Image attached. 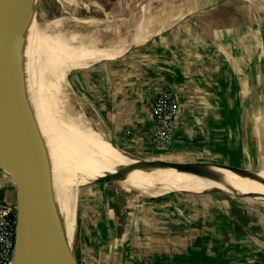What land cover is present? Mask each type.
<instances>
[{"label": "crops", "instance_id": "crops-1", "mask_svg": "<svg viewBox=\"0 0 264 264\" xmlns=\"http://www.w3.org/2000/svg\"><path fill=\"white\" fill-rule=\"evenodd\" d=\"M143 1L141 13L173 3L172 24L71 70L93 124L136 158L264 170V0ZM163 91L180 106L169 149L152 142V105ZM107 185L82 187L81 264H264L261 211L234 204L228 214L185 191L145 193L139 209L122 213ZM1 205L17 207V188L0 168Z\"/></svg>", "mask_w": 264, "mask_h": 264}, {"label": "bare ground", "instance_id": "bare-ground-1", "mask_svg": "<svg viewBox=\"0 0 264 264\" xmlns=\"http://www.w3.org/2000/svg\"><path fill=\"white\" fill-rule=\"evenodd\" d=\"M34 1L20 0V18L24 21H17L23 41L27 90L32 113L45 143L58 220L60 226L72 234L76 212L80 208L77 161L81 155L90 158L92 152L94 163L107 175L116 170L130 172L122 180V184L134 191L149 193L153 198L169 192L176 181L189 176L176 175L147 164L132 163L122 157L73 104L68 83L69 65L76 60L113 54L126 50L129 46L145 43L155 31L164 30L172 24L174 18L171 14L175 8L173 3H169L162 12L153 15L145 6L144 13L122 22L121 28L109 26L108 22L100 23L93 18H88L87 21L82 19L77 23H64L61 19L52 23V20L50 24L40 26L32 18ZM130 35L134 36V41L128 39ZM119 38L123 43L119 42ZM192 168L196 173L224 178L231 185H243L247 194H230L231 197L247 208L261 211L264 216V182L245 180L243 176L232 173V170L214 165L195 164ZM147 184V189L139 187ZM177 187L178 184L173 188ZM64 206H69L66 212Z\"/></svg>", "mask_w": 264, "mask_h": 264}, {"label": "water", "instance_id": "water-1", "mask_svg": "<svg viewBox=\"0 0 264 264\" xmlns=\"http://www.w3.org/2000/svg\"><path fill=\"white\" fill-rule=\"evenodd\" d=\"M21 13L20 0H0V168L9 174L17 188L13 264H81L58 220L45 143L29 101L23 41L17 25ZM110 144L132 163L151 165L176 175L198 174L192 165L205 164L144 160L128 154L113 142ZM225 168L236 171L251 182L264 180V170ZM130 174L116 170L107 176L123 180ZM199 176L206 178L208 174L199 173ZM217 191L238 196L247 194L245 187L238 184L219 185L193 193ZM82 226L83 219L78 215L74 231L75 248L81 240Z\"/></svg>", "mask_w": 264, "mask_h": 264}, {"label": "rangeland", "instance_id": "rangeland-1", "mask_svg": "<svg viewBox=\"0 0 264 264\" xmlns=\"http://www.w3.org/2000/svg\"><path fill=\"white\" fill-rule=\"evenodd\" d=\"M143 2L145 1L143 0H67V1L35 0L33 2L34 11H33L32 18L35 24H38L40 26H46L48 25V23L49 24L51 23L50 21L54 20L52 21V23H54L55 21L59 19L63 20L64 23H77V21H82V19L83 20L85 19L84 21H87L88 18H91V19L93 18L96 20L98 19L100 23L102 22L107 23L109 18L113 16V18L116 19V23H108V25L109 26L115 25L118 28H121L120 26H123L122 22H124V19L127 16H130V15L135 16L137 14H140V15L142 14L140 12V9L144 5ZM147 9L153 15L160 13L164 10V8L162 9L159 8L160 9L159 10L157 8H153V6L152 7L148 6ZM156 10H159V12ZM19 19L23 20L21 18ZM73 19H76V20H73ZM118 40H121V38H119ZM86 58H94V57H86ZM86 58H80L78 59L77 63H72L71 66L69 65L70 72L74 68L85 65L87 63ZM73 72L74 70L68 75V83H69L70 92L72 91L71 96H72L73 104L76 106L77 109H79L83 113L87 122L97 131L103 134V136L109 142H111L109 137H107V135L102 130H100L99 127L93 124V122L91 121V118L87 115L88 111L84 107H82L81 105L82 101L78 98L76 89L74 86V82H73L74 79L72 77ZM165 159L169 160L166 157ZM77 164H78L77 169H78V179H79L77 183V187H78L77 194L79 198V204L81 202L82 187L89 182H101V181L106 182L108 184L107 186L113 192L114 199L116 200L117 206L121 210L122 213H124V211L128 212L131 209L132 210L139 209L140 200H145L147 198H150L143 193L134 191L124 186L122 184V179L107 176V174L99 166H97L94 163L92 152H91L90 158L84 155H81V157L78 158ZM77 169L73 173V180L75 178ZM102 176L103 178H97V177H102ZM219 185L220 183L211 181L210 176H207L206 178H201L198 173V174L186 176L185 178L179 180L178 187H177L178 189L177 188L170 189L169 192H164L161 194V196L166 195L171 192L186 193L185 191H188L192 195L196 194L198 196L200 195L203 198L208 197L209 199L211 198L213 201H218L223 206V208L226 210L228 214L230 213V209L232 206H234V204L239 205V206L241 205L247 208L246 205L234 200L231 197L232 195L227 194L225 192L217 191V192H210V193H193V192H199L206 188L216 187ZM151 197L153 198V196ZM68 208L69 206H64V211L66 212ZM249 211L253 212L250 208H249ZM78 215H80V208H78L76 212V217H75L73 227H72L73 233L71 234L67 232L69 236L70 244L74 251L76 250V248L74 247V231L76 228L75 224H76V218Z\"/></svg>", "mask_w": 264, "mask_h": 264}, {"label": "built area", "instance_id": "built-area-1", "mask_svg": "<svg viewBox=\"0 0 264 264\" xmlns=\"http://www.w3.org/2000/svg\"><path fill=\"white\" fill-rule=\"evenodd\" d=\"M180 106L175 95L163 91L155 96L152 105V142L160 149L174 144L175 127ZM17 233V207L0 206V264H13Z\"/></svg>", "mask_w": 264, "mask_h": 264}, {"label": "trees", "instance_id": "trees-1", "mask_svg": "<svg viewBox=\"0 0 264 264\" xmlns=\"http://www.w3.org/2000/svg\"><path fill=\"white\" fill-rule=\"evenodd\" d=\"M74 63H77V61H75Z\"/></svg>", "mask_w": 264, "mask_h": 264}]
</instances>
